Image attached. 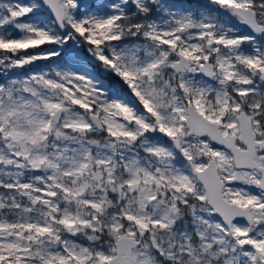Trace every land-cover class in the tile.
<instances>
[{
	"label": "snow or ice",
	"instance_id": "1",
	"mask_svg": "<svg viewBox=\"0 0 264 264\" xmlns=\"http://www.w3.org/2000/svg\"><path fill=\"white\" fill-rule=\"evenodd\" d=\"M0 264H264V0H0Z\"/></svg>",
	"mask_w": 264,
	"mask_h": 264
}]
</instances>
